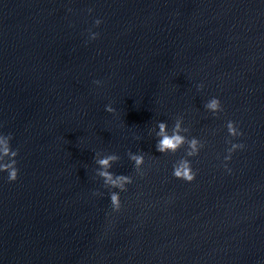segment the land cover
Here are the masks:
<instances>
[{
	"label": "water",
	"instance_id": "1",
	"mask_svg": "<svg viewBox=\"0 0 264 264\" xmlns=\"http://www.w3.org/2000/svg\"><path fill=\"white\" fill-rule=\"evenodd\" d=\"M161 121L204 143L192 182ZM0 134V264H264V0H0ZM113 153L119 211L94 158Z\"/></svg>",
	"mask_w": 264,
	"mask_h": 264
},
{
	"label": "clouds",
	"instance_id": "2",
	"mask_svg": "<svg viewBox=\"0 0 264 264\" xmlns=\"http://www.w3.org/2000/svg\"><path fill=\"white\" fill-rule=\"evenodd\" d=\"M92 10L89 9V12ZM101 21L97 19L95 21L96 25H99ZM91 32V30H89ZM99 36L97 32H91V38L95 39ZM96 84H100L99 80L95 81ZM202 88L203 85H198ZM204 107L213 113V115L218 114L223 111V106L218 97L210 98ZM108 112H114L115 109L109 104L106 106ZM227 132L230 137H238L243 135V132L239 129L235 121L229 120L226 124ZM181 123L177 121L172 131H168V125L166 122L161 121L158 123V131H156V137L159 139L156 143V149L160 153H176L182 146L187 145L186 155L181 157L179 160L173 164V176L177 179H182L187 182H192L197 175V172L193 169L191 161L188 157H195L199 154L200 150L204 147V143L193 136L190 139L184 135L180 134ZM184 131H187L186 129ZM12 139L11 134L4 135L0 134V171H6L8 173V180L15 181L18 178L19 169L16 167L17 160L15 157L18 155V149L14 150L11 147L10 140ZM227 143L231 147L227 148V153L224 160H230L231 154L236 149H242L244 147L243 143H233L232 140H228ZM130 160L134 162V167L140 175L144 173L141 171L142 165L144 164V155L142 153H128ZM95 162L99 166L97 168V175L101 177L104 181V185L108 188L119 189V191L110 192V202L114 211H119L121 208L120 192L126 190V185L133 182V178L126 174H116L110 171L112 164L118 161L120 158L117 154H108L103 158H96ZM7 158V159H6ZM227 167V164L224 165ZM231 171V169H229Z\"/></svg>",
	"mask_w": 264,
	"mask_h": 264
}]
</instances>
